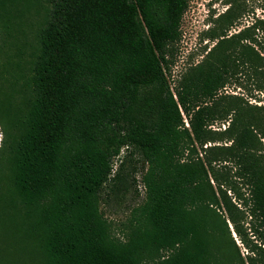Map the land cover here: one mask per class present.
<instances>
[{"label":"trees","instance_id":"16d2710c","mask_svg":"<svg viewBox=\"0 0 264 264\" xmlns=\"http://www.w3.org/2000/svg\"><path fill=\"white\" fill-rule=\"evenodd\" d=\"M32 2L0 0L5 35ZM255 2L225 0L208 33L215 43L173 87L166 71L188 0L39 3L20 100L0 106L11 194L0 197V225L19 216L12 251L25 258L0 264H264V104L247 99L264 93ZM228 84L247 95L220 93ZM214 121L227 125L215 132ZM138 183L121 240L102 194L138 195ZM224 232L245 259L223 253Z\"/></svg>","mask_w":264,"mask_h":264},{"label":"rangeland","instance_id":"374dc122","mask_svg":"<svg viewBox=\"0 0 264 264\" xmlns=\"http://www.w3.org/2000/svg\"><path fill=\"white\" fill-rule=\"evenodd\" d=\"M28 11H23L12 24L9 29V35H5L0 27V40L5 39V44L0 51V106L4 108H15L20 100L23 82L21 75L27 68V62L31 52L36 45V34L41 24L42 8L39 3L43 0H32ZM225 0H188V6L184 11L180 22V38L172 47V57L169 70L166 71L168 80L173 87L180 74L189 67L200 62L209 49L215 43L208 37L209 29L212 21L220 12L226 8ZM254 13V14H253ZM250 16L264 18V0H256L255 10ZM248 20H242L241 25L231 29V32L241 27L243 24L249 23ZM1 25V23H0ZM4 42V40H3ZM1 44V42H0ZM243 93L247 95V91L234 87V84H228L220 93ZM251 104H264V93L251 90V95L247 96ZM1 106V108H2ZM227 122L214 121L209 127L211 130L218 132L226 127ZM5 125L0 122V197L8 200V174L9 164L6 155L2 152L1 145L5 146L7 135L5 133ZM214 142L212 144H222L223 140H219V135L214 134ZM264 144V140H263ZM201 155V149H198ZM264 152V148H263ZM115 166V165H114ZM140 177L137 174V179ZM138 195L134 191L123 198H115L112 194L106 197L102 194L100 201V209L103 216L110 225L111 233L118 239L124 240L128 230L130 210L142 199L143 188L141 183L137 185ZM11 195V194H10ZM10 210V207H8ZM7 213V207L0 203V219L4 221L7 217L2 215ZM14 223L9 222V228L0 225V262L5 259L20 258L24 259L23 252L14 253L13 245H22L23 231L20 226L19 216L12 218ZM0 223H3L0 221ZM226 240V248L222 251L227 255H234L238 259V254L245 259L247 248L239 242L235 234L231 232L235 245L231 243V239L227 232L223 233Z\"/></svg>","mask_w":264,"mask_h":264},{"label":"built area","instance_id":"2783aa9c","mask_svg":"<svg viewBox=\"0 0 264 264\" xmlns=\"http://www.w3.org/2000/svg\"><path fill=\"white\" fill-rule=\"evenodd\" d=\"M185 123H186V121H185Z\"/></svg>","mask_w":264,"mask_h":264}]
</instances>
